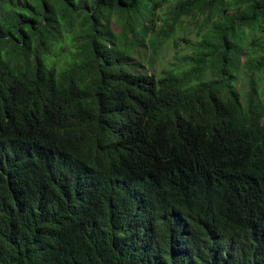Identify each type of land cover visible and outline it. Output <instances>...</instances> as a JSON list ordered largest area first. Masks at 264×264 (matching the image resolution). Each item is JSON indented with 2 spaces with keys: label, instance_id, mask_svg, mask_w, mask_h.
I'll list each match as a JSON object with an SVG mask.
<instances>
[{
  "label": "trees",
  "instance_id": "1",
  "mask_svg": "<svg viewBox=\"0 0 264 264\" xmlns=\"http://www.w3.org/2000/svg\"><path fill=\"white\" fill-rule=\"evenodd\" d=\"M178 32L195 38L178 67L131 66L134 54L156 58ZM5 106L13 117L0 139L24 135L49 166L69 157L105 180L156 171L170 193L158 215L138 219L161 233L153 247L124 229L118 206L84 246L61 252L50 250L49 220L21 245L12 222L1 223L0 264H31L41 248L40 259L89 264L78 262L109 241L128 249L126 264H193L165 246L163 211L172 208L193 226L194 264H264V0H0ZM197 177V204L188 205L179 188Z\"/></svg>",
  "mask_w": 264,
  "mask_h": 264
},
{
  "label": "clouds",
  "instance_id": "2",
  "mask_svg": "<svg viewBox=\"0 0 264 264\" xmlns=\"http://www.w3.org/2000/svg\"><path fill=\"white\" fill-rule=\"evenodd\" d=\"M12 117L8 106L1 109L0 134L10 131L8 122ZM197 182L198 177L179 188L182 200L188 205L197 204L189 195L190 188ZM169 193L170 189L163 187L156 171L139 177L105 180L97 170L83 167L69 157L49 166L42 157V146L22 134L13 135L9 141L0 139V224L12 222V235L19 245L36 229V223L49 220L52 222L50 235L56 241L50 250L61 252L69 245L84 246L89 230L97 225L95 222L102 223L107 218L108 209L111 211L121 206L124 229L137 228L136 235L133 234L136 239L146 240L150 244L148 247H153L162 238L161 233L150 223L138 219L150 217L153 213L158 215V201ZM163 214L169 220L165 229L170 232L165 246L174 259H191L194 264L200 259L197 255L200 252L188 238L193 227L190 220L174 208L164 209ZM250 234V249H253L259 236L252 231ZM44 249L32 254L31 264H75V257H56L52 259L55 263L40 259L37 254ZM129 253L120 242H103L94 253L85 254L78 263L110 261L126 264Z\"/></svg>",
  "mask_w": 264,
  "mask_h": 264
},
{
  "label": "rangeland",
  "instance_id": "3",
  "mask_svg": "<svg viewBox=\"0 0 264 264\" xmlns=\"http://www.w3.org/2000/svg\"><path fill=\"white\" fill-rule=\"evenodd\" d=\"M187 20L183 22L184 26H188ZM193 36H187L183 33H176L173 40L168 41L165 44V47L159 51L155 56L156 58L152 59L150 54L145 52L144 54H134L131 61V66L136 69V71H143L149 69L153 73L160 72L163 69L167 68H176L183 61L184 56L187 53L189 48L188 42L194 41ZM240 76L237 77L236 87L238 90H244L243 84L239 81Z\"/></svg>",
  "mask_w": 264,
  "mask_h": 264
}]
</instances>
